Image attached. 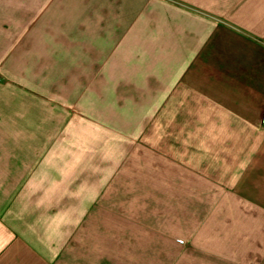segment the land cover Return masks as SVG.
<instances>
[{"label": "crops", "instance_id": "0c3cea01", "mask_svg": "<svg viewBox=\"0 0 264 264\" xmlns=\"http://www.w3.org/2000/svg\"><path fill=\"white\" fill-rule=\"evenodd\" d=\"M209 186L264 227V0H0V264H159Z\"/></svg>", "mask_w": 264, "mask_h": 264}, {"label": "rangeland", "instance_id": "374dc122", "mask_svg": "<svg viewBox=\"0 0 264 264\" xmlns=\"http://www.w3.org/2000/svg\"><path fill=\"white\" fill-rule=\"evenodd\" d=\"M216 193L209 186L208 200L202 203L208 208L207 226L201 232L175 233V248H161L159 264H264V227H255L252 217L221 215L222 209L233 208V202L218 199ZM192 203L193 209L200 207L198 201ZM217 209L220 215L212 216Z\"/></svg>", "mask_w": 264, "mask_h": 264}]
</instances>
